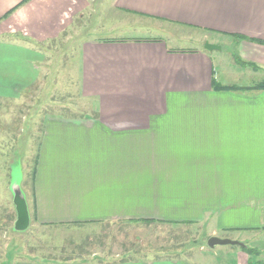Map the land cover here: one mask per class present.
<instances>
[{"label":"crops","instance_id":"1","mask_svg":"<svg viewBox=\"0 0 264 264\" xmlns=\"http://www.w3.org/2000/svg\"><path fill=\"white\" fill-rule=\"evenodd\" d=\"M109 1L135 24L194 29L221 49L169 44L161 29L155 37L80 42L79 96L88 112L54 110L38 125L32 168L20 184L30 224L200 227L208 238H246L259 251H232L230 264H263L264 90L214 85L264 83V0ZM91 3L0 0V105L53 83L50 46ZM102 253L16 264H210L179 252L121 260Z\"/></svg>","mask_w":264,"mask_h":264},{"label":"rangeland","instance_id":"2","mask_svg":"<svg viewBox=\"0 0 264 264\" xmlns=\"http://www.w3.org/2000/svg\"><path fill=\"white\" fill-rule=\"evenodd\" d=\"M99 1L92 0V9L85 18L75 20L72 29L51 44L56 60L53 83L42 86L40 92L26 95L18 104L0 105V264L61 262L95 250L118 260L135 258L143 253L152 259H163L179 252L185 258H189L188 255L190 259L199 257L210 264H230L231 252L240 247L209 249L207 230L200 227L105 224L42 228L30 224L24 232L14 230L16 211L11 189L16 184L23 185V179L26 180L25 176L32 168L38 125L43 116L54 110L58 115L72 114L73 117L88 112L89 104L79 96L80 42L99 38L155 37L160 29L169 44L175 41V45L185 49H203L206 42H213L211 36L194 29L145 19H135V24L134 18L113 12L109 0ZM146 26L152 28L146 29ZM220 53L224 50L213 52L214 55ZM226 61L225 58V65ZM220 239L253 248L246 238Z\"/></svg>","mask_w":264,"mask_h":264},{"label":"water","instance_id":"3","mask_svg":"<svg viewBox=\"0 0 264 264\" xmlns=\"http://www.w3.org/2000/svg\"><path fill=\"white\" fill-rule=\"evenodd\" d=\"M220 49H221L220 46L209 44L208 42L204 44V50L207 52L219 51ZM11 192L13 195V204L16 211L14 230L16 232H24L30 225V217H29L25 197L22 190L20 189L19 184L14 185V187H12L11 189ZM216 246H237L240 248L245 247V245L237 241L220 239L217 237H210L207 240V247L209 249H213Z\"/></svg>","mask_w":264,"mask_h":264},{"label":"trees","instance_id":"4","mask_svg":"<svg viewBox=\"0 0 264 264\" xmlns=\"http://www.w3.org/2000/svg\"><path fill=\"white\" fill-rule=\"evenodd\" d=\"M235 58V61L238 63V64H244L242 63L237 56L234 57ZM254 69H256V67H253ZM214 87L216 89H239L241 91H258V90H264V83H260V84H257V85H254L252 87H242V88H233V87H220V86H215ZM142 224H145V225H150L152 223H148V222H142ZM244 253H246L249 257L251 256H258L259 254V251L254 249V248H250V247H243V248H240ZM264 264V263H263Z\"/></svg>","mask_w":264,"mask_h":264}]
</instances>
